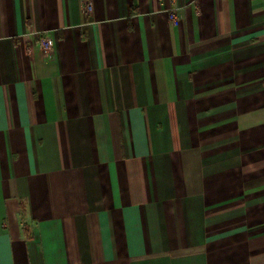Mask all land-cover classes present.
I'll return each instance as SVG.
<instances>
[{
  "label": "crops",
  "instance_id": "1",
  "mask_svg": "<svg viewBox=\"0 0 264 264\" xmlns=\"http://www.w3.org/2000/svg\"><path fill=\"white\" fill-rule=\"evenodd\" d=\"M0 264H264V0H0Z\"/></svg>",
  "mask_w": 264,
  "mask_h": 264
},
{
  "label": "built area",
  "instance_id": "2",
  "mask_svg": "<svg viewBox=\"0 0 264 264\" xmlns=\"http://www.w3.org/2000/svg\"><path fill=\"white\" fill-rule=\"evenodd\" d=\"M85 8L87 12H91L92 10V6H91V2L90 1H86L85 2ZM170 19L172 20V22L175 24L177 23V17L174 13L171 14ZM39 46L41 48V52H42V56L44 59H48L52 53V49H53V41L50 37L48 36H41L39 39Z\"/></svg>",
  "mask_w": 264,
  "mask_h": 264
}]
</instances>
